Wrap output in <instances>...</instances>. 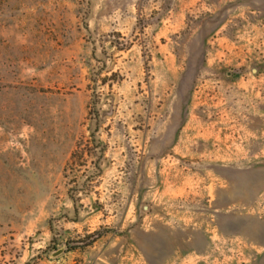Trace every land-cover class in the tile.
I'll list each match as a JSON object with an SVG mask.
<instances>
[{
    "label": "rangeland",
    "instance_id": "obj_1",
    "mask_svg": "<svg viewBox=\"0 0 264 264\" xmlns=\"http://www.w3.org/2000/svg\"><path fill=\"white\" fill-rule=\"evenodd\" d=\"M0 264H264V0H0Z\"/></svg>",
    "mask_w": 264,
    "mask_h": 264
},
{
    "label": "water",
    "instance_id": "obj_2",
    "mask_svg": "<svg viewBox=\"0 0 264 264\" xmlns=\"http://www.w3.org/2000/svg\"><path fill=\"white\" fill-rule=\"evenodd\" d=\"M63 251H64V248H59L52 253V256H57V255L63 253Z\"/></svg>",
    "mask_w": 264,
    "mask_h": 264
}]
</instances>
